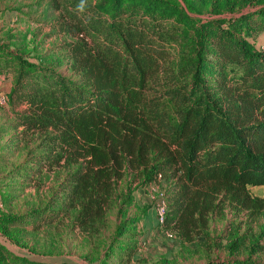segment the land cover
<instances>
[{
  "label": "trees",
  "instance_id": "obj_1",
  "mask_svg": "<svg viewBox=\"0 0 264 264\" xmlns=\"http://www.w3.org/2000/svg\"><path fill=\"white\" fill-rule=\"evenodd\" d=\"M142 3L147 8L140 12L136 0H54L63 11L60 31L76 38L66 43L74 76L0 51V73L15 74L9 100L26 104L15 111L18 122L0 125V132L16 130L20 141L34 134L41 152L4 180L39 187L50 170L59 182L49 204L3 219L7 228L39 231L64 216L83 234L97 233L119 184L137 178L141 186L169 183L163 226L174 222L171 228L188 241L208 225L221 195L236 207L264 210V198L250 192L264 186V51L242 38L264 28V9L227 27L226 20L196 26L192 19L169 22L164 10L179 8L169 0ZM185 33L194 35L196 48L188 71L176 73L168 65L170 45ZM171 209L177 210L173 219ZM124 221L109 256L128 262L138 234ZM0 264L62 263L0 245Z\"/></svg>",
  "mask_w": 264,
  "mask_h": 264
},
{
  "label": "rangeland",
  "instance_id": "obj_2",
  "mask_svg": "<svg viewBox=\"0 0 264 264\" xmlns=\"http://www.w3.org/2000/svg\"><path fill=\"white\" fill-rule=\"evenodd\" d=\"M136 1L142 8L137 5L140 12L147 8L141 5L142 0ZM169 1L179 7L172 14L170 10H164L167 16L171 15L169 22L187 23L192 19L196 26L226 20L224 27H227L233 19L256 15L264 9V0ZM62 12L54 7V0H0V51L19 52L32 62L54 68L67 77L74 76L69 70L66 43L76 38L60 31ZM254 31L250 36L241 33L238 36L256 50L264 51V28L256 26ZM195 48L193 34L185 33L178 42L171 44L168 63L171 71L187 72ZM15 68L18 69L16 63ZM181 78L186 80L188 77L182 75ZM14 83L15 74L10 77L0 73V102L2 97H8L6 103H0V125L16 124L15 111L26 108L25 103L9 100ZM17 133L16 130L0 132V245L12 252L62 264H206L211 260L247 258L264 264V210L236 207L235 202L223 195L217 200L218 207L209 214L208 225L193 240L183 239L171 228L174 222L164 228L173 231L175 236L169 238L165 232L163 234L159 229L157 208L163 198L168 200L171 190L164 180L145 186H141L142 181L138 178L121 182L107 211L105 227L97 233L83 234L70 217L64 216L43 224L39 231H34L30 225L7 228L3 219L45 207L59 185L58 173L50 170H47L49 176L38 183L39 187L32 182L4 180L12 170L16 171L21 164L29 163L41 153L35 150L39 140L34 139V134L20 141L13 137ZM250 192L264 198V188L250 187ZM124 193L130 194L132 200L124 201ZM176 215L177 210L171 209L170 218ZM124 220L138 234V249L128 262H123L119 254L109 256L112 245L117 244L114 241L117 229ZM1 258L3 262H9L3 254Z\"/></svg>",
  "mask_w": 264,
  "mask_h": 264
},
{
  "label": "built area",
  "instance_id": "obj_3",
  "mask_svg": "<svg viewBox=\"0 0 264 264\" xmlns=\"http://www.w3.org/2000/svg\"><path fill=\"white\" fill-rule=\"evenodd\" d=\"M7 101H8V97L6 98L4 96V97H2V100L0 103L4 104ZM166 213H167V201L163 198V200L158 204V208H157L159 229H160V231H163L162 232L163 234L165 232L167 237L173 238L175 236V233L171 230L165 229L163 226V223H164L165 218H166Z\"/></svg>",
  "mask_w": 264,
  "mask_h": 264
},
{
  "label": "crops",
  "instance_id": "obj_4",
  "mask_svg": "<svg viewBox=\"0 0 264 264\" xmlns=\"http://www.w3.org/2000/svg\"><path fill=\"white\" fill-rule=\"evenodd\" d=\"M260 188H264V186H260Z\"/></svg>",
  "mask_w": 264,
  "mask_h": 264
}]
</instances>
